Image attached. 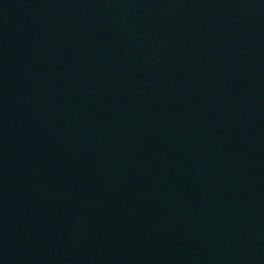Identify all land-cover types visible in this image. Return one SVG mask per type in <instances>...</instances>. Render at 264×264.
<instances>
[{"label":"water","instance_id":"1","mask_svg":"<svg viewBox=\"0 0 264 264\" xmlns=\"http://www.w3.org/2000/svg\"><path fill=\"white\" fill-rule=\"evenodd\" d=\"M0 264H264V0H0Z\"/></svg>","mask_w":264,"mask_h":264}]
</instances>
